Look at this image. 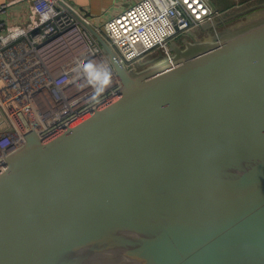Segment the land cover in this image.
<instances>
[{
  "label": "water",
  "instance_id": "95a60500",
  "mask_svg": "<svg viewBox=\"0 0 264 264\" xmlns=\"http://www.w3.org/2000/svg\"><path fill=\"white\" fill-rule=\"evenodd\" d=\"M0 170V264H264V16L134 72Z\"/></svg>",
  "mask_w": 264,
  "mask_h": 264
},
{
  "label": "built area",
  "instance_id": "2783aa9c",
  "mask_svg": "<svg viewBox=\"0 0 264 264\" xmlns=\"http://www.w3.org/2000/svg\"><path fill=\"white\" fill-rule=\"evenodd\" d=\"M25 1V25L0 20V107L10 127L0 132V170L27 133L48 140L119 95L113 68L82 22L105 39L123 67L137 72L149 55L170 58L172 39L211 24L219 13L209 0H140L99 22L63 0ZM12 4L0 5V16Z\"/></svg>",
  "mask_w": 264,
  "mask_h": 264
},
{
  "label": "crops",
  "instance_id": "0c3cea01",
  "mask_svg": "<svg viewBox=\"0 0 264 264\" xmlns=\"http://www.w3.org/2000/svg\"><path fill=\"white\" fill-rule=\"evenodd\" d=\"M86 15L99 18V22L111 14L118 13L140 0H63ZM219 13L232 18L253 21L264 16V0H209ZM13 3L8 7L0 20L8 26L25 25L29 19V3L25 0H0V5ZM227 18V17H226ZM233 27L232 29H234ZM8 120L0 107V132L9 130Z\"/></svg>",
  "mask_w": 264,
  "mask_h": 264
},
{
  "label": "rangeland",
  "instance_id": "374dc122",
  "mask_svg": "<svg viewBox=\"0 0 264 264\" xmlns=\"http://www.w3.org/2000/svg\"><path fill=\"white\" fill-rule=\"evenodd\" d=\"M227 17V18H226ZM251 18L241 19V18H232L230 13L228 16L218 13L213 22L211 24H207L201 26L199 28H195L186 33L179 34L176 38L172 39L169 42V48L172 52V49L175 47L184 48L187 43L190 42L189 36L196 37L200 42H213L215 41L221 34H223L226 30H231L233 27L244 25L250 22ZM158 54H152L145 57L144 60V68L150 63H156L159 60H156Z\"/></svg>",
  "mask_w": 264,
  "mask_h": 264
},
{
  "label": "clouds",
  "instance_id": "9594fccd",
  "mask_svg": "<svg viewBox=\"0 0 264 264\" xmlns=\"http://www.w3.org/2000/svg\"><path fill=\"white\" fill-rule=\"evenodd\" d=\"M94 65H92L91 63L85 64L84 68L86 71H89L91 69H93ZM92 79H95L96 77H91ZM110 83V75H105L103 77V86L106 88L108 86V84ZM95 88V86H93Z\"/></svg>",
  "mask_w": 264,
  "mask_h": 264
},
{
  "label": "flooded vegetation",
  "instance_id": "af4514ba",
  "mask_svg": "<svg viewBox=\"0 0 264 264\" xmlns=\"http://www.w3.org/2000/svg\"><path fill=\"white\" fill-rule=\"evenodd\" d=\"M238 27V26H237Z\"/></svg>",
  "mask_w": 264,
  "mask_h": 264
}]
</instances>
